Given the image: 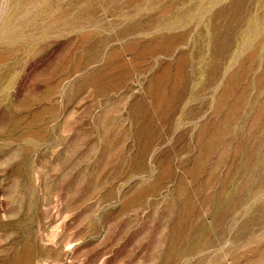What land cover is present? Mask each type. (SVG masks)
<instances>
[{"label":"rangeland","instance_id":"374dc122","mask_svg":"<svg viewBox=\"0 0 264 264\" xmlns=\"http://www.w3.org/2000/svg\"><path fill=\"white\" fill-rule=\"evenodd\" d=\"M0 264H264V0H0Z\"/></svg>","mask_w":264,"mask_h":264}]
</instances>
